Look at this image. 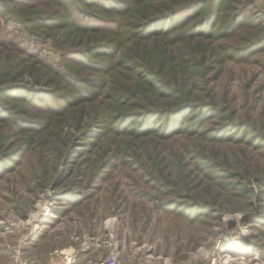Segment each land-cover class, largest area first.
<instances>
[{
	"label": "rangeland",
	"instance_id": "1",
	"mask_svg": "<svg viewBox=\"0 0 264 264\" xmlns=\"http://www.w3.org/2000/svg\"><path fill=\"white\" fill-rule=\"evenodd\" d=\"M32 3L30 13L63 12L57 0ZM144 6L137 9L144 12ZM177 6L154 0L147 12L153 17ZM221 7L213 29L246 11L247 22L231 37L197 35L171 43L170 35H157L128 41L121 50L125 56L155 55L165 47L163 82L185 89L191 105L225 111H206L196 130L186 129L196 112L170 136L154 128L135 136L130 130L138 120L119 131L117 120L97 123L95 109L109 102L114 75H106L108 86L94 100L66 108V117L23 111L0 96L19 120L0 118V264H52L66 256V262L73 256L88 264L115 249L120 264H264V46L230 57L234 47L264 45V0H223ZM37 29L0 15V33L13 39H0V72L28 50L39 59L36 67L56 66L65 50L105 40L73 32L57 47L55 38L65 29ZM82 74L104 76L87 68ZM16 79L0 80V89L17 83L47 90L28 74ZM137 97L142 107L130 111L173 107L184 98L152 91ZM50 117V127L18 126L22 120L40 126ZM226 119L239 127L223 132ZM229 242L248 244L246 255L225 257ZM71 248L72 255L61 254Z\"/></svg>",
	"mask_w": 264,
	"mask_h": 264
},
{
	"label": "trees",
	"instance_id": "2",
	"mask_svg": "<svg viewBox=\"0 0 264 264\" xmlns=\"http://www.w3.org/2000/svg\"><path fill=\"white\" fill-rule=\"evenodd\" d=\"M153 2L154 0H57V5L63 9V12L43 16L30 13L32 0H0V15L5 17L6 21L14 22L18 27L26 26L35 33L40 26L48 29H65L64 33L55 38L58 42L55 45L57 47L66 42L73 32H79L82 35L101 34V37L105 38L104 41L101 39L84 48L65 50L61 64L56 66L42 62L41 66L36 67V61L39 59L35 57V53L28 50L29 56L17 57L5 65L4 70L0 72V80L3 82L8 78L17 80L19 75L28 74L33 77L35 85L46 87L47 90L42 94L26 84L12 83L0 89L1 98L13 104H21L25 107L21 109L23 111H34L45 116L66 117V113L70 110L67 111L66 108H73L80 103L94 100L99 96L100 90L108 86L107 76L114 75V77L118 76L116 85L106 94V100L109 102L95 109L94 118L100 124L107 121H119L117 128L115 127L116 131L138 120L136 127L130 130L131 134L138 136L154 128L159 131V134L170 136L175 131L183 129V118L189 112L196 113L192 123L186 126L187 130H196L206 111L225 112L212 104L191 105L185 98L187 94L185 89L181 86L174 88L167 82H163L160 73L168 60L165 47H159L155 55L147 50L137 55L135 54L138 52L125 56L121 50L128 41H141L157 35H170L167 40L171 43L190 40L197 35L212 38L231 37L241 25L247 22L246 11L242 10L231 22H225L219 28L213 29L212 25L220 19L218 16L223 0H194L190 4L174 0V3L178 5L176 8L172 7L152 17L147 9L152 7ZM142 4L145 5L144 10L146 9L144 12L137 9L138 5ZM194 17L199 19L190 24L189 21ZM0 39L3 40H0L1 43L13 41L5 33H0ZM263 46V44L251 42L242 49L234 47L230 57H234L237 53L245 56L253 49ZM30 58L34 59L28 62ZM154 63L158 65L157 70ZM86 68L96 70L104 76L83 75L82 70ZM139 91L144 93L152 91L164 97L176 99L184 97L185 99L177 100L173 107L130 111L132 107H142L137 102ZM0 118L5 120L11 118L17 123L19 121L18 115L4 105L1 99ZM22 121L23 123L18 126L23 130H29V128L38 130L41 126H52L51 117L49 120L43 118L40 126L35 121ZM238 127L226 119L223 132L227 133ZM243 130L248 131L249 126L244 127Z\"/></svg>",
	"mask_w": 264,
	"mask_h": 264
},
{
	"label": "bare ground",
	"instance_id": "3",
	"mask_svg": "<svg viewBox=\"0 0 264 264\" xmlns=\"http://www.w3.org/2000/svg\"><path fill=\"white\" fill-rule=\"evenodd\" d=\"M248 249H249L248 244L246 245V244L230 243L229 246L226 247L225 249L226 252L225 257L245 256ZM238 259L241 260L240 258Z\"/></svg>",
	"mask_w": 264,
	"mask_h": 264
},
{
	"label": "built area",
	"instance_id": "4",
	"mask_svg": "<svg viewBox=\"0 0 264 264\" xmlns=\"http://www.w3.org/2000/svg\"><path fill=\"white\" fill-rule=\"evenodd\" d=\"M88 264H120L119 252L115 249L106 256L89 261Z\"/></svg>",
	"mask_w": 264,
	"mask_h": 264
},
{
	"label": "crops",
	"instance_id": "5",
	"mask_svg": "<svg viewBox=\"0 0 264 264\" xmlns=\"http://www.w3.org/2000/svg\"><path fill=\"white\" fill-rule=\"evenodd\" d=\"M82 250H85V249H82ZM73 251H74L73 248H71V249H68L67 251L65 250L61 254L62 255L64 254V256H66L67 255L66 252H71L70 255H72ZM66 259H67V256L64 258L58 259L57 262L55 261V263H52V264H79L81 262V260L74 259L73 256H72V259L68 262L65 261Z\"/></svg>",
	"mask_w": 264,
	"mask_h": 264
}]
</instances>
